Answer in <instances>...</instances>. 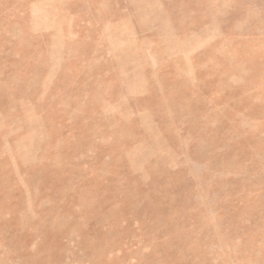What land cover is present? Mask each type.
Returning a JSON list of instances; mask_svg holds the SVG:
<instances>
[{"label":"rangeland","instance_id":"rangeland-1","mask_svg":"<svg viewBox=\"0 0 264 264\" xmlns=\"http://www.w3.org/2000/svg\"><path fill=\"white\" fill-rule=\"evenodd\" d=\"M0 264H264V0H0Z\"/></svg>","mask_w":264,"mask_h":264}]
</instances>
